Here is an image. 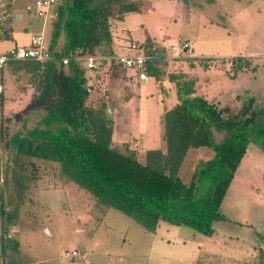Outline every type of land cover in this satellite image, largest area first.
I'll use <instances>...</instances> for the list:
<instances>
[{"label": "rangeland", "instance_id": "rangeland-1", "mask_svg": "<svg viewBox=\"0 0 264 264\" xmlns=\"http://www.w3.org/2000/svg\"><path fill=\"white\" fill-rule=\"evenodd\" d=\"M28 1L32 0H14L11 4L16 39L21 44L28 42L31 31L37 32L42 27V23L38 26L42 21L26 11ZM142 1L138 12L112 21L114 39H123L126 44L130 38L143 41L148 37L154 52L162 54L158 66L163 72L165 93L154 77L149 76L146 81L130 78L134 76L133 69L118 67L111 73L104 65L97 69L87 68L86 72L89 87L86 103L94 107L105 103L106 112L113 120V144L127 143L136 150L139 160H143L147 149L163 147V107H170L177 101L176 79L170 76L181 70L192 74L197 80L198 93L209 76L217 78L198 62L191 69L185 60H173L178 56L198 57L200 49L210 52L218 47L212 46L215 36L209 37L205 29L219 32L217 37L225 41V51L230 49L234 53L241 45L245 48L240 50L243 54L254 52L258 57L254 60L256 63L264 61V0H253L251 5L223 0L231 11L221 12L222 16L220 5L206 1L202 3V11L193 0ZM70 2L58 0V3ZM237 5L246 9L236 13ZM198 20L204 21L200 27L195 26ZM24 23L28 25L27 30L22 29ZM220 28H226L227 34L221 33ZM50 30L51 25L47 24V38ZM184 40L189 41L193 54L172 48ZM13 43L0 40V52ZM117 51L130 53L127 47ZM222 61L219 76L227 82L225 87L238 90L244 87L246 80L249 82L237 76L229 78L227 70L232 75L235 71L231 72L230 60ZM254 70L262 71L256 76L253 92L257 108L264 112V69L256 66ZM229 90L217 92L215 101L221 99L219 95L228 96ZM35 93L38 91L30 85L27 76L8 70L4 73V92L0 100L3 161L0 182V252L3 256L0 255V264H264V151L257 144H249L235 172L219 209L227 219L212 221V235L166 221H160L156 232L152 233L117 209L99 204L88 191L62 175L57 162L17 153L10 137L16 132L27 134L40 126L41 117L46 113L47 105L40 104V100L31 101ZM243 99L232 102V109L236 111L247 101ZM260 118L264 119V113ZM4 127H8L6 134ZM212 154V150L204 147L189 149L179 170L182 180L189 182L198 161ZM6 213L13 217L7 219ZM14 219L16 226L10 224ZM5 229L8 242L14 238L20 242L19 254L4 246Z\"/></svg>", "mask_w": 264, "mask_h": 264}, {"label": "trees", "instance_id": "trees-1", "mask_svg": "<svg viewBox=\"0 0 264 264\" xmlns=\"http://www.w3.org/2000/svg\"><path fill=\"white\" fill-rule=\"evenodd\" d=\"M11 4V0H0V40L12 38ZM142 4V0H71L56 4L57 16L48 22L51 58L13 60L5 65L4 73L8 70L27 76L38 91L32 102L40 100L47 105L40 126L24 135L14 133L10 142L17 153L57 162L62 175L88 191L99 204L117 209L148 232H156L159 222L166 221L212 235V221L227 219L219 209L249 144L254 142L264 151V119L260 118L264 112L257 108L256 99L246 96L243 100L247 101L235 111L197 93L195 78L188 73L181 70L172 74L177 101L163 107V147L147 149L139 160L136 150L127 143L113 144V120L105 103L99 107L86 103L87 67L74 60L62 63L70 51L96 56L122 54L116 52L112 21L138 12ZM131 43L145 46L151 56L146 72L159 81L164 94L163 72L158 66L162 54L154 52L148 37L126 42L127 46ZM126 44L123 41L124 47ZM178 57L173 60H185L189 66L195 60ZM104 65L111 73L118 67L128 69L114 60L102 61L98 67ZM130 78L137 80L133 75ZM4 129L8 133V127ZM199 147L213 154L199 160L190 181L184 182L179 170L189 149ZM2 163L0 153V182ZM1 212L4 214L3 209ZM6 217L11 219L13 214L6 213ZM10 224L16 225V220ZM5 230L4 246L17 251L19 242L15 238L8 242Z\"/></svg>", "mask_w": 264, "mask_h": 264}, {"label": "crops", "instance_id": "crops-1", "mask_svg": "<svg viewBox=\"0 0 264 264\" xmlns=\"http://www.w3.org/2000/svg\"><path fill=\"white\" fill-rule=\"evenodd\" d=\"M13 1L14 0H11V3H13ZM193 1H194L195 4H197L199 6V7H197L199 11L204 10V7L202 5L203 1H206L209 4L220 5V7H219L221 9V11L219 12L220 14H221V12L230 13V11H231V7L224 5L223 0H193ZM242 1H243V3L247 2L249 5H251V2L253 0H238V4L240 2H242ZM228 2H229V0H228ZM28 3H29V1L27 2V4ZM243 9H246V8H241L239 5H237L235 7V11L234 12L242 13ZM221 16H222V14H221ZM37 19L39 21L40 20L42 21V22H38V26L42 25V27L37 32L31 31L29 39H28V42L21 44V43H18V41L16 39V31H15V28H14V23H15L14 22V17L11 16L10 25H11V28H12V30H11L12 38L11 39H7V40L8 41H12L14 43L11 46L5 47L0 53L7 51L9 48H11L12 46L17 45V44L28 45L29 41H30V37L33 34H36V33L42 32V31L46 34L45 30H46V26H47L48 22H45V21H43L40 18H37ZM197 19H199V16H198ZM211 19L214 21L213 18H211ZM40 23H42V24L40 25ZM196 23H195V26L197 27L199 25L198 27H200L202 25V23H204V21L203 20H198ZM22 29L27 30L28 29V25L26 23H24V25L22 26ZM218 29L219 28L216 26V30H218ZM224 29H226V28H220L221 33H226L227 34V32H224L225 31ZM205 32H206V34L209 37L210 36H215L214 43H212V46H218V47L214 48L213 51H210V52H206V51L200 49L199 56L198 57H193V58H195V60L193 62V65L191 66V69L193 67H196V65H197L196 63L198 62V64L201 65V67H204L206 69L209 68V70L212 71L211 75H215L216 74L217 78H211L209 76L208 79L206 80V82L204 83V85H205L203 87L204 91L201 89V93H199V94L203 95L208 100L215 101V99L218 98V97L215 96L217 92H219V91L220 92H225L226 90L230 89L228 87H225V84L227 82L224 81L219 76L220 69H221V71L223 69L221 67V63L220 62H223L222 61L223 59H228V60H230V63H231L230 66H232L231 72L235 71L233 73V75H232V73H228V70H227V75L229 76V78L237 76V78H239V79H244V78L248 79L249 82H247V80H246L244 85H243L244 87H242L241 89L229 90L228 93H227V94H229L228 96L225 95V96L222 97L221 95H219V97L221 99L219 101H215V102H217L221 106L222 105H230L231 106V105H234V104H232V102H234L236 100H240V99L246 98V96H253L256 99V95L253 92L254 89H255L254 82H257L256 76L259 75V73L262 72V71L260 70L259 72H256L255 70L254 71H252V70H253L254 67L256 68V66H260V68L263 70L264 69V61L260 62V63H256L254 60L256 58H258V57L254 55V52H248L247 51L245 54H243L242 51H240V50L243 49L244 47H242L241 45L237 46V49L234 50V53H232L233 51H229L230 49L225 51L224 47H227V46H226L225 41H223L222 39L217 37V34L219 32H217V31L215 32L212 29H205ZM197 34L198 33L196 32V35ZM219 36L222 37L221 34H219ZM187 42L189 43V41H187ZM115 44H116L115 48H117L116 49L117 53H118V51H117L118 48H120V50H122L124 48V47L122 48L123 45H122L120 40H116ZM189 46H190V43H189ZM205 48L207 49V48H209V46H207ZM191 50H192L191 54H193L194 51H193L192 48H191ZM205 54H207V55H205ZM200 58L203 59L202 62L198 61V60H200ZM262 58L264 59V54L262 55ZM233 59H236V61L232 62ZM246 66H250L252 69L251 70L247 69ZM237 67H238V70H237ZM214 68L215 69L218 68V70H215ZM183 72H185V71H183ZM186 73H188V72H186ZM188 75H192V74L188 73ZM195 88H196V91H197V80H196V78H195ZM20 250H21V244L19 242V247H18V250L16 251L15 254H19ZM0 255L3 256L2 252H0ZM19 261L20 262L22 261V258L20 256H19ZM23 264H25V263H23Z\"/></svg>", "mask_w": 264, "mask_h": 264}, {"label": "built area", "instance_id": "built-area-1", "mask_svg": "<svg viewBox=\"0 0 264 264\" xmlns=\"http://www.w3.org/2000/svg\"><path fill=\"white\" fill-rule=\"evenodd\" d=\"M57 3L58 0H32L26 5V11L33 13L45 22H49L57 16L55 9ZM127 48L130 53H122L115 56L81 55L75 51H70L69 55L62 58V63L66 65L71 60H74L87 68L97 69L100 62L114 60L124 68L133 69L134 76L138 81H146L148 79L146 62L150 59V54L146 52L145 46L140 43H131ZM172 48L186 51L187 54L192 53L188 42L180 43ZM50 58L49 40L43 31L33 34L28 45L17 44L0 53V94L4 92V68L9 61L27 59L45 61ZM72 254L74 255L75 252L73 251Z\"/></svg>", "mask_w": 264, "mask_h": 264}]
</instances>
